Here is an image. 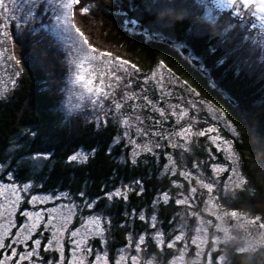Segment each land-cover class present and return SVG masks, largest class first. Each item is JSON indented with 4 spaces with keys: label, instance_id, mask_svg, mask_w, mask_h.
<instances>
[{
    "label": "trees",
    "instance_id": "1",
    "mask_svg": "<svg viewBox=\"0 0 264 264\" xmlns=\"http://www.w3.org/2000/svg\"><path fill=\"white\" fill-rule=\"evenodd\" d=\"M201 4V0H79L73 15L77 27L98 51L128 60L144 74L163 63L201 99L224 113L236 131L232 144L249 188L223 203L264 221V34L263 42H258L256 29L247 22L242 24L234 12L222 11L208 22L203 19L205 7ZM83 7L89 10L83 12ZM37 15V23L10 35L20 64H16L15 88L0 100V163L10 141L24 131L23 144L13 158L48 155L37 173L40 190L81 194L86 200L95 199L96 207L102 208L104 195L114 186L136 180L137 193L132 191L125 200L109 206L114 225H124L114 226L108 243L111 260L113 248L125 241L128 218L123 212L139 211L158 193L172 190L171 177L159 176L160 165L151 157L132 163L127 147L114 141L119 137L115 124L97 127L80 115L62 118L58 89L65 65L40 28L48 16ZM78 149L88 156L84 162L72 164L68 158ZM17 169L18 178L28 177L27 163ZM176 210L173 197L159 205L162 231L167 233L172 227ZM133 227L145 230L139 220H134ZM148 243L147 251L156 252ZM225 264H264V253L251 257L230 249Z\"/></svg>",
    "mask_w": 264,
    "mask_h": 264
},
{
    "label": "rangeland",
    "instance_id": "2",
    "mask_svg": "<svg viewBox=\"0 0 264 264\" xmlns=\"http://www.w3.org/2000/svg\"><path fill=\"white\" fill-rule=\"evenodd\" d=\"M201 3L205 7L202 13L204 20L211 22L222 11L234 12L242 24L247 22L248 27L256 29L253 30L254 34L258 42L261 41L264 34V13L256 7L259 0H251L248 7L240 4L239 0L235 5H230L228 0H201ZM10 7L15 15L8 21L7 28L0 27V33L8 32L7 37L0 35V40L4 41V44H0V51L7 48V54L14 55L10 35H17L26 25L37 23V13L48 16L46 21L40 23V28L55 45L65 65V74L58 89V111L62 118L67 120L80 115L87 121L94 122L97 127L106 123L115 124L119 129V137L114 141H121L127 147L128 159L135 163L138 160L144 162L151 157L160 165L159 176L171 177L172 190L158 193L149 206L139 211L123 212L128 218L127 230L123 234L125 241L111 252L112 257L109 260L108 243L112 241V232L116 228L114 226H124L121 223L114 225L109 206L125 200L132 191L137 193L140 187L136 180L114 186L104 195L105 203L102 208L96 207L95 199L86 200L81 194L73 196L63 191L40 190L37 173L48 155L32 153L14 159L13 155L23 144V131L10 141L5 151V159L0 163V208L6 210V218L0 217V239L4 238V226L9 220L14 221L15 226H8L9 237L6 240H11L21 231L23 225L35 223L31 239L66 241L65 256L68 264H80L76 257H83L84 262L91 261V264H225L230 249L251 257L264 253V228L260 227L264 221L257 216L230 209L223 203L236 198L240 191L248 190L249 186L240 171L239 158L232 144V139L237 136L236 131L224 115L219 118L220 111L216 107L201 99L168 70L160 69L159 65L147 74L137 73L129 68L135 78H126L116 88L114 96L108 99L101 96L99 103L94 104L96 97L90 96L80 84L74 82L75 75L81 70L76 69L72 63L69 41L55 27V16L50 11H45L48 6L44 0H16ZM2 24L3 21H0V25ZM73 36L80 39L74 29ZM103 59L107 61L110 58ZM111 59L116 60L113 57ZM17 71L14 60L2 62L0 100L5 99L15 88ZM84 74L88 75L86 72ZM117 74L125 76L123 71ZM161 75L164 76L162 86L159 83ZM129 79L132 88H125L123 85ZM105 80L108 82L107 78ZM145 80L147 83H144ZM132 92L138 95L134 101H126V94ZM144 97L151 100L152 104L149 105ZM116 101L122 104L120 109H116ZM193 103L196 104L195 108L192 107ZM174 105L180 107L174 109ZM181 108L187 112L183 119L179 117ZM158 109H163L166 115L161 117ZM173 111L177 113L176 116L171 115ZM137 116L140 117L139 120L136 119ZM214 116L218 119H214ZM125 120L128 121L127 124L124 123ZM156 120L161 123L156 124ZM209 127H215L216 131L206 133L203 137L198 135ZM185 128H190V132L183 137L175 135ZM154 132L157 135H153ZM216 136L220 139L214 142L212 138ZM131 140H135V144L130 143ZM224 141L230 143L226 145ZM137 145L141 147L137 148ZM74 155L77 159H70ZM87 156V152L78 149L68 161L79 164ZM22 163L29 165L26 179L18 178L17 168ZM13 188L16 189L15 194L12 192ZM118 190L121 195L113 196ZM172 197L177 210L173 215L172 227L166 233L160 227L158 210L160 204ZM52 209L55 212L50 211ZM7 210L12 214L8 215ZM232 212L237 215L233 217ZM35 213H40L43 219H37ZM29 216L33 219L29 220ZM49 217H52L50 224ZM97 220L102 235L96 234L94 222ZM134 220H139L145 230L137 231L133 227ZM75 231L82 235L72 237L71 233ZM41 232L44 233L43 236L40 235ZM54 233H57L56 237ZM84 237L87 240L81 247L86 249L91 246V252L81 251L74 257L73 240H82ZM148 242L156 252L147 251ZM170 244L173 246H169ZM165 255H169L167 260H164Z\"/></svg>",
    "mask_w": 264,
    "mask_h": 264
},
{
    "label": "snow or ice",
    "instance_id": "3",
    "mask_svg": "<svg viewBox=\"0 0 264 264\" xmlns=\"http://www.w3.org/2000/svg\"><path fill=\"white\" fill-rule=\"evenodd\" d=\"M45 4L48 6L46 7V12H51L55 16V27L67 38L69 41V54L72 57V63L75 65L76 69H80L81 71L78 72L75 75L74 82L80 84L86 92L90 96L96 97L93 100V103H99L100 97L103 96L104 99H108L110 96H114L115 90L117 87L120 86V84L128 77H132L134 79L135 77L132 76V73L129 71V68L133 69L135 72H139L140 69L135 64H129L128 60L116 58V60L111 59L112 54L108 51H98L97 48L89 44L88 40L84 37V34L81 32L80 28L77 27L73 15V8L74 6L79 3V0H44ZM240 4L244 5L245 7H248L251 3V0H239ZM16 0H0V21H3V24L0 25V27L7 28L8 27V21L12 19L15 15L13 9L10 7V5L15 4ZM228 3L230 5H235L237 3V0H228ZM257 9L264 13V0H259V3L256 5ZM89 9L87 7H83L81 11L87 12ZM73 29L75 30V33L80 37V39H77L75 36H73ZM0 35H3L5 37L8 36V32L4 31L0 33ZM0 44H4L3 40H0ZM8 49L5 48L3 51H0V66H2V62L5 60H14L17 65L20 64V60L17 59L14 55H8ZM98 53V54H97ZM109 57L107 61H105L103 58ZM8 67H11V65H8ZM160 69H165V65L161 63L159 65ZM123 71L125 73V76H120L117 73ZM87 73L88 75H85L84 73ZM18 75V74H17ZM89 76L91 78H89ZM153 77H155V73H153ZM107 78V81L105 80ZM171 79V77H169ZM114 81V83H113ZM15 83V81H13ZM144 83H147V80L144 81ZM160 85L162 86L164 83V76L161 75ZM125 88H132V82L131 79L128 80L127 83H124L123 85ZM191 91H195V89H191ZM138 95L136 92H132L129 94H126V101L127 100H133ZM124 99V98H122ZM146 102L151 105L152 101L148 100L147 97H144ZM116 109H120L122 107V104L119 101L115 102ZM180 107V105H174L173 108ZM192 107L195 108L196 104L193 103ZM135 103L133 104V110L135 111ZM160 116L164 117L166 114L163 109H158ZM219 111V110H217ZM171 115L176 116L177 113L173 111ZM187 115V112L181 108V111L179 113L180 119H183L184 116ZM224 113L220 112V117L222 118ZM137 120L140 119L139 116L136 117ZM214 119H218L214 116ZM125 124L128 123L127 120L124 121ZM156 124H160V120L155 121ZM216 131L215 127H209L206 130H202L198 133L199 136L203 137L206 133H211ZM190 132V128L182 129L180 132L175 133V135L183 137L185 133ZM153 135H157V133H153ZM171 135V134H170ZM215 142L216 140H219L220 137L216 136L212 138ZM130 143L135 144V140H131ZM224 143L227 145L230 142L224 141ZM159 147V145H156ZM175 146V145H174ZM141 147L140 145H137V148ZM147 147V146H144ZM151 150V149H149ZM219 150V149H218ZM229 150L230 149H226ZM83 158V157H81ZM72 160H76L77 156L74 155L70 157ZM187 175V174H185ZM243 181H241L242 183ZM12 192L15 194L16 189L13 188ZM193 192H195V189H193ZM209 192H211V187H209ZM113 196H119L121 193L119 190L112 194ZM17 200L19 197H16ZM35 199V198H34ZM165 199H167V195L165 194ZM178 203H185V201H178ZM5 209L0 208V217H5ZM8 211V215H11V211ZM52 212H55V209L50 210ZM231 215L235 217L237 214L236 212H232ZM34 216L37 219H43V217L40 215V213H35ZM6 218V217H5ZM29 220H32L33 217L29 216ZM155 219V217H153ZM52 217H49V224L51 223ZM96 224V234L102 235V231L99 228V221L94 222ZM15 226L14 221L9 220L8 224L4 226L5 231L3 233V239H0V250H3L4 252H8L10 249V255H4L2 259H0V264H9L10 261H14V264H23L24 261H29L30 264L33 260V257H36L39 259L38 249L41 246V241L39 239L32 240V245L34 247H29L27 245V241L31 239L32 236V228L35 227V223L32 224H26L23 225L21 228V231L18 232L14 237L11 239V243L6 244L4 242V239H7L9 237V231L8 226ZM260 227L264 228V224H261ZM48 230V224L45 225V231ZM62 235V232L60 233ZM91 234V233H90ZM41 236L44 235L43 232L40 233ZM54 237L57 236V233L53 234ZM78 235H82L79 231H75L71 233L72 237H77ZM87 240V237H84L82 240H73V243L75 245L74 249V257L76 256V253H79L81 251H87L88 253L91 252V247L88 248H82L81 245L85 243ZM143 240V237H141V241ZM24 244L26 250L24 252H17L16 247H13V245H20ZM52 244V241H49V245ZM173 246V245H169ZM47 250V248H46ZM62 251V248H61ZM80 260V264H84L83 257H76ZM97 259H100L97 257ZM71 264V262H70Z\"/></svg>",
    "mask_w": 264,
    "mask_h": 264
},
{
    "label": "flooded vegetation",
    "instance_id": "4",
    "mask_svg": "<svg viewBox=\"0 0 264 264\" xmlns=\"http://www.w3.org/2000/svg\"><path fill=\"white\" fill-rule=\"evenodd\" d=\"M32 240L34 239H30L27 241V245L29 247H34V245H32ZM40 241H41V246L37 250L40 258L37 259L36 257H33L31 264H68L67 262L68 258L65 256V253H66L65 248L67 247L66 241L52 242L51 245H49V241L47 239L40 240ZM4 242L8 244V243H11V240L4 239ZM60 243H62L61 246H60ZM13 247H16L17 252H24L26 250L24 244L13 245ZM60 247H62L63 249V255L60 252ZM111 247L113 246L111 245ZM115 248L117 247H114L113 250H115ZM10 251H11L10 249L8 250V252H4L3 250H0V259H2L4 255H10ZM9 264H14V261H10ZM23 264H30V262L24 261ZM84 264H91V261L86 260Z\"/></svg>",
    "mask_w": 264,
    "mask_h": 264
},
{
    "label": "water",
    "instance_id": "5",
    "mask_svg": "<svg viewBox=\"0 0 264 264\" xmlns=\"http://www.w3.org/2000/svg\"><path fill=\"white\" fill-rule=\"evenodd\" d=\"M183 53H184V51H183ZM46 235H47V233H46Z\"/></svg>",
    "mask_w": 264,
    "mask_h": 264
}]
</instances>
